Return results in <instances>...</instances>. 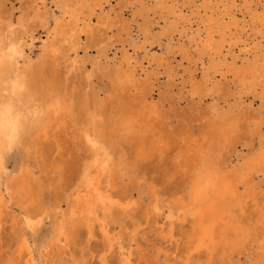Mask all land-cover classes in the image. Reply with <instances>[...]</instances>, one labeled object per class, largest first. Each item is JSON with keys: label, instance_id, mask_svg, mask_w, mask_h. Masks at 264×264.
Masks as SVG:
<instances>
[{"label": "bare ground", "instance_id": "bare-ground-1", "mask_svg": "<svg viewBox=\"0 0 264 264\" xmlns=\"http://www.w3.org/2000/svg\"><path fill=\"white\" fill-rule=\"evenodd\" d=\"M4 1L0 0V155L18 146L24 132L31 129L38 132V126L44 121L41 113L49 109L53 114L50 123L70 122L79 137L80 110L89 103L107 105L111 103L112 94L119 91H124L128 106L116 108L113 105L111 111L118 115L117 123L128 147L145 156L161 155V150L168 149L170 144L150 122L153 114L158 113V104L173 99L171 89L175 81L187 73L184 80L190 83L191 108L199 106L197 117H207L206 124L197 130L187 128L182 139L175 141L178 150L170 162L179 173L180 181L175 185L174 195L169 197L163 223L159 217L152 223L148 213L144 214L148 219V227L143 229L145 239H149L146 230L156 224L162 240L152 244L157 259L163 256V264L174 260L179 264H203L200 261L203 256L231 263L236 254L249 250L250 237L254 238L264 224V137L253 143V136L264 120V45L249 40L245 29L248 24L238 19L235 0H219L226 6L220 19H215L218 1L215 4L212 0H199L205 12L200 14L197 10L196 14L199 22L204 23L205 32L193 27L196 20L185 13L186 6L184 3L179 6L178 0H154L155 3L122 0V6L134 8L129 19L121 11H115L111 0H25L26 6L20 7L18 14L2 6ZM185 1L198 6L196 0ZM243 1L245 13L251 14L254 22L264 25V0L253 5L252 0ZM164 8L166 14L160 15L164 24L154 33L150 12L156 14L158 9ZM138 16L142 17V23L137 22ZM226 16L229 20L223 21ZM213 19L218 34L216 40L210 28ZM94 22L98 25L93 26ZM37 23L43 32L37 31L38 36H35L33 25ZM113 27L117 32L109 37L108 29ZM258 32L264 39V29ZM83 34L89 42L82 43ZM175 35L178 39L173 44ZM185 36L190 42L201 44L196 48L195 58L180 41ZM36 37L40 40V51L33 61L25 47L32 49ZM163 38H166L164 52L158 55L152 47L155 43L161 45ZM116 43L121 47H115ZM92 46L97 47L95 55L88 53ZM111 49H115L112 56L109 55ZM174 53H180L196 67L180 69L181 62L173 66ZM159 67L165 70L167 86L157 93L153 85L159 80ZM198 70H201L200 77H197ZM228 74L234 77L231 85L226 78ZM37 78L44 81L39 99L29 93V85ZM134 89H140L138 95L131 93ZM194 97H198L199 103L207 101L202 110L201 104L192 101ZM249 113L254 127L245 139L240 129L228 121L233 115ZM48 126L50 124L42 129L44 137L48 135ZM49 146L43 144V148ZM38 157L47 163L44 152ZM97 159L99 166L95 169L88 167V161L84 162L76 202L86 201L91 205L93 196H97L99 207L103 208L105 201L118 199V192L131 195L127 191L131 178L120 168V165H128L127 155L116 167L108 164L111 175L107 182H104L107 162ZM28 167L23 166V171ZM117 168L127 178L123 190L114 179ZM152 207L149 204L148 210ZM21 213L22 209L13 207L12 201L5 202L0 192V250L7 245L0 252V264H34L36 261L32 252L25 256L29 240L20 223ZM187 223L188 227L184 228ZM7 224L9 240L5 243L3 234ZM99 224L102 231H107L106 222L100 220ZM168 224L171 227L165 232ZM91 228L85 220L83 230ZM183 239L184 246L180 249ZM143 249L137 240L130 247L129 258L140 251L137 259L143 261ZM183 249L187 251L181 260ZM78 250L83 254L82 248ZM74 256L72 251L65 259ZM210 259L206 264H211ZM260 259L261 254L256 253V264ZM252 261L253 256H249V264Z\"/></svg>", "mask_w": 264, "mask_h": 264}, {"label": "snow or ice", "instance_id": "snow-or-ice-1", "mask_svg": "<svg viewBox=\"0 0 264 264\" xmlns=\"http://www.w3.org/2000/svg\"><path fill=\"white\" fill-rule=\"evenodd\" d=\"M33 27L39 29L41 25L37 23ZM48 64L51 68V58ZM43 83L37 78L29 85V93L39 99ZM112 108L113 103L101 105L97 102L95 105L89 103L80 110V155L71 161L67 158V152L48 163L38 156L29 157L26 159L29 167L24 172L16 158L22 149L11 154L6 149L0 155V192L5 202L12 201L13 207L22 209L20 223L29 240L25 256L32 252L36 257L34 264H163V256L157 259L151 242L154 236L145 239L143 229L148 227V219L144 218V214L148 213L152 223L156 222L157 217L163 223L169 197L174 195L171 185L179 183L180 175L169 163L170 154L161 161L155 155L145 156L131 150L117 123L118 115L111 111ZM251 120V113L247 116L236 114L228 122L240 129L243 138H247L254 127ZM259 137H264V120L259 132L253 136L254 144ZM125 155L128 165H120V168H124L131 178L127 189L131 195L118 192V199L105 201L103 208L99 207L97 196H93L91 205L86 201L76 202L75 193L84 171V161H88V167L92 169L99 166L98 157L106 161L104 182H107L111 175L108 164L116 167ZM120 168L116 169L114 179L123 190L127 178L122 176ZM145 170L149 172L147 178L143 174ZM152 173H155V179L151 178ZM137 192L142 195L137 196ZM149 204L153 205L150 211ZM85 220L92 226L91 230H83ZM100 220L106 222L107 231L101 230ZM170 227V224L165 225V232ZM148 230L152 232L151 228ZM137 240L144 246L143 261L137 259L140 251L132 259L129 258L130 247ZM78 248L83 249V254ZM249 248L253 256L252 264H256V253L261 254L259 264H264V224L254 238L250 237ZM72 251L75 256L65 259ZM184 251L187 249L181 251V260ZM171 264L179 262L174 260ZM243 264H249V261L245 260Z\"/></svg>", "mask_w": 264, "mask_h": 264}, {"label": "rangeland", "instance_id": "rangeland-1", "mask_svg": "<svg viewBox=\"0 0 264 264\" xmlns=\"http://www.w3.org/2000/svg\"><path fill=\"white\" fill-rule=\"evenodd\" d=\"M50 2L52 0H49ZM122 0H111L115 11H121L124 15L125 18H131L132 17V12L133 9L132 7H129V5L122 6L123 4L121 3ZM126 1V0H123ZM150 2H154V0H149ZM216 1H218V10L215 13L216 18L215 19H220L221 17V13H224V11L226 10V6H224L221 2H219V0H212L213 3L216 4ZM259 0H252L250 4H255L256 2H258ZM26 1L25 0H6L4 1V5L2 4V6L6 7L8 10L14 12V14H18V11L20 10V7L22 6H26ZM155 3V2H154ZM151 4V5H154ZM182 3H184V5L186 6L184 8L185 13L189 14V17L192 18V20H196L193 23V27L194 28H199L201 32H205L204 30V23L203 22H199V17L196 14L197 10L200 11V14H204V10L202 7H200L199 0H196V5H198L197 7H195V5L193 3H188V1L183 2V0H178V4L179 6L182 5ZM235 6L234 8L236 9V13L238 15V19L240 20L241 18L244 19V21L247 22L248 26L245 27L246 29V35L248 36L249 40L258 41L260 43V45H264V39H262L261 37V33L258 32L262 29H264V25H262L259 21L254 22L252 16H250L251 14L249 13H245L247 11V9L245 8V4L243 0H235L234 2ZM228 6V5H227ZM242 10V12H241ZM58 12V11H57ZM257 13H261L260 11H258ZM166 14V9L164 8L163 10L158 9L157 13H153L150 12V16L149 18L153 20V32L156 33L158 30V27H160L161 25L164 24V20L160 17V15H165ZM229 20V17L226 16L225 19H223V21H227ZM137 22H141L142 23V17L138 16L137 17ZM137 22H135V25L137 24ZM211 26L210 28L213 29V34H214V40L218 39V34L215 31V23H214V19L213 21H211ZM98 25L96 22L93 23V26ZM35 28V27H34ZM136 29V28H135ZM96 30V29H95ZM108 35L109 37L114 36V34H116L117 30L116 27H113L112 29H108ZM38 32H43L42 28L40 27L39 29L36 28V32H35V36H38ZM205 33L203 34V40H205L204 37ZM178 35H175V40L173 41V44H176V40L178 39L177 37ZM83 40L82 43H84L85 41L89 42L88 39H85V35H82ZM139 37L141 38V35H139ZM166 38H163V40L161 41V45H158L157 43H155L152 47V51L156 50L157 54H162L164 51L163 49L165 48V42ZM180 41L182 43H184L186 50L188 52V54L192 55L194 58L197 56L196 55V48H200L201 44H195L193 42H190L188 37H184L182 39H180ZM253 41L251 42V44L253 43ZM117 48H120L121 45L120 43H116L114 45ZM40 40L36 37L33 40V46L32 49H29L28 46H26V51L28 53H30L33 61L36 59L37 54L40 51ZM115 51V49H111L109 51V55L112 56L113 52ZM88 53L91 55H95L97 53V47L96 46H92L88 48ZM119 53V51H118ZM117 53V54H118ZM243 55V53L240 54V56ZM174 56L172 59L173 66H177L180 62L182 63L179 67L181 68H190L191 70H193L196 66L194 65V63H189L188 60L186 58H183L182 55L180 53H174ZM207 55L204 54V57L207 60ZM170 58V57H169ZM171 60V59H170ZM198 62V61H197ZM151 67H148V71H150ZM164 69L163 67H159L158 68V76H159V80L155 82V84L153 85V88L155 89V91L157 93H159V91H163V89L166 88V77H165V73H164ZM200 73L201 70L197 71V77H200ZM185 77L187 76V73H184ZM141 78L144 77V74H142V76H140ZM184 76H182L180 79H177L175 81L174 86H172L171 89V93L173 94V99L172 100H167L165 99L162 103L158 104L157 106V110L158 113L153 114V119H151V124L154 125L156 127L157 130H159L161 133H163V137L164 139H166V141L169 142L170 147L164 148L165 150L162 151L161 155L156 153L153 154L155 156H157L161 161L165 159L167 154H170V159H169V163H171V159L174 155V153L178 150V147H175V141H180L182 139V134L183 132L187 129H194L197 130L198 128H201L202 126H204L206 123V118H202L201 116L197 117V112L199 109V106L197 107V109L195 108H191L190 105V101H191V97H190V83L187 82ZM153 78V76H152ZM221 76H218V79H220ZM227 79H229L228 81H230V85L232 84V79L234 78L231 74H228L226 76ZM224 80V79H221ZM224 83V82H223ZM222 83V84H223ZM183 87V91H180V89ZM232 89V87H231ZM138 92H140V89H134L131 91V93L133 95H138ZM154 92V93H156ZM112 99H110L111 103H113L114 106H116V108L120 107V106H128V103L125 102V98L127 96H124V91H119L116 92L115 94H112ZM171 99V98H170ZM192 101L194 103H197L198 105V97H194V99H192ZM207 103L202 101L199 104L202 108L205 107V104ZM42 117H43V124H41V126H38L39 131L36 132V129H31V131L29 132H24L21 135V141L20 144L18 146H14L13 148L11 147V149L8 150L9 154H11V152L16 151L17 149H22V151L17 153V160L19 161L21 167L28 165L26 163V159L29 157H36L38 156L41 152H44V154L47 156L46 158V162L48 163L49 161H56L58 158L63 157L65 152H67V158L69 161H71L74 157L78 158L80 155V149L78 147V143H79V137H78V133L75 129L74 126H72V124L70 122H65V121H53V122H49L50 117H52V112L51 110H45L41 113ZM50 124V126H48L47 132L48 135H46L45 137L43 136L42 133V129L45 128L44 126ZM37 128V129H38ZM44 137V138H43ZM243 137V134L242 136ZM246 139V138H245ZM43 144L45 145H50L48 147V149L43 148ZM152 155V156H153ZM87 162V161H84ZM146 178L149 176V172L147 170H145V175ZM152 179H155V173H152L151 176ZM175 185H177L176 183H174L173 185H171L172 189H175ZM189 223L184 225V228L188 227ZM178 227V225H177ZM149 229V228H148ZM146 230V235L150 238L152 236H154V239H152V243L153 241H160L162 239H160V236L158 235L159 232H157L158 230L156 229V224H153L152 226V232L150 233L149 230ZM8 224L7 227L4 230V240L5 243L9 240L8 239ZM184 246V239L181 240V243L179 245V248L182 249ZM7 248V245H5L4 247H2V249L0 250L3 251ZM249 256L252 257V255H250V249L249 250H245L242 253L236 254L235 257L233 258L232 262L229 263L228 261L225 263H221L220 261H218L217 259H210L208 258V256H203L201 258V262L203 264H206L207 261H209L208 259L212 260L211 264H243V262L245 260L249 261ZM256 257V254H255ZM250 263V262H249Z\"/></svg>", "mask_w": 264, "mask_h": 264}]
</instances>
